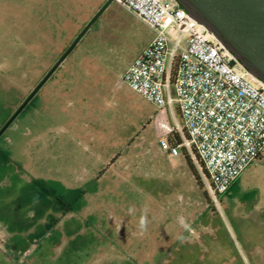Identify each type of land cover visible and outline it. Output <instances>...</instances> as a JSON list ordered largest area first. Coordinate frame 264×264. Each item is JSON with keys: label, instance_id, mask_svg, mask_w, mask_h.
Masks as SVG:
<instances>
[{"label": "rangeland", "instance_id": "1", "mask_svg": "<svg viewBox=\"0 0 264 264\" xmlns=\"http://www.w3.org/2000/svg\"><path fill=\"white\" fill-rule=\"evenodd\" d=\"M108 1L0 0V125ZM153 38L111 2L4 132L0 264H264V152L215 201L195 155L162 149L178 105L122 81Z\"/></svg>", "mask_w": 264, "mask_h": 264}, {"label": "built area", "instance_id": "2", "mask_svg": "<svg viewBox=\"0 0 264 264\" xmlns=\"http://www.w3.org/2000/svg\"><path fill=\"white\" fill-rule=\"evenodd\" d=\"M112 2L154 33L122 81L159 110L178 105L183 126L155 121L157 132L179 136L162 149L195 153L217 201L264 152V84L176 0Z\"/></svg>", "mask_w": 264, "mask_h": 264}, {"label": "water", "instance_id": "3", "mask_svg": "<svg viewBox=\"0 0 264 264\" xmlns=\"http://www.w3.org/2000/svg\"><path fill=\"white\" fill-rule=\"evenodd\" d=\"M191 20L204 26L257 80L264 84V0H176ZM112 2L109 0L0 129V137L65 61Z\"/></svg>", "mask_w": 264, "mask_h": 264}, {"label": "trees", "instance_id": "4", "mask_svg": "<svg viewBox=\"0 0 264 264\" xmlns=\"http://www.w3.org/2000/svg\"><path fill=\"white\" fill-rule=\"evenodd\" d=\"M29 106H31V105H29ZM3 125L4 124L0 125V129L3 127ZM167 139L170 142L173 140L179 141V136L177 134H169V135H167ZM194 155L197 157V155L195 153H194ZM197 159H198V157H197ZM198 161H199V159H198ZM204 172L206 174L205 170H204ZM81 206H84V205L82 204ZM67 207L68 208H66V211L72 210V205H68ZM54 222H57V220H55ZM34 243H35V239L33 238L32 240H29V241L20 240V241L16 242L14 246L18 252L25 253Z\"/></svg>", "mask_w": 264, "mask_h": 264}, {"label": "flooded vegetation", "instance_id": "5", "mask_svg": "<svg viewBox=\"0 0 264 264\" xmlns=\"http://www.w3.org/2000/svg\"><path fill=\"white\" fill-rule=\"evenodd\" d=\"M56 63H57V62H56ZM56 63H55V64H56ZM59 67H60V66H59ZM59 67H58V68H59ZM58 68H57V69H58ZM48 72H49V71H48ZM48 72H47V73H48ZM30 73H32V72H30ZM47 73H46V74H47ZM46 74H45V75H46ZM43 78H44V77H43ZM43 78H42V79H43ZM42 79H41V80H42ZM41 80H40V81L35 85V87L29 92V94L25 97V99H23V101H21V104L27 99V97L32 93V91L38 86V84L41 82ZM35 96H36V95H35ZM35 96H34V97H35ZM34 97L32 98V100L30 101V103H29L26 107H28L29 105L32 104V102H33V100H34ZM20 106H21V105H20ZM20 106H19V107H20ZM26 107H25V108H26ZM25 108H24V109H25ZM24 109H23V110H24ZM20 114H21V113H20ZM20 114H19V115H20ZM19 115H18V116H19Z\"/></svg>", "mask_w": 264, "mask_h": 264}, {"label": "crops", "instance_id": "6", "mask_svg": "<svg viewBox=\"0 0 264 264\" xmlns=\"http://www.w3.org/2000/svg\"><path fill=\"white\" fill-rule=\"evenodd\" d=\"M237 180H238V179H237ZM236 182H237V181H236ZM236 182H235V183H236ZM233 185H234V184H233ZM229 190H230V189H229ZM229 190H228V191H229ZM228 191H227V192H228ZM227 192H226V193H227ZM224 194H225V193H224Z\"/></svg>", "mask_w": 264, "mask_h": 264}]
</instances>
